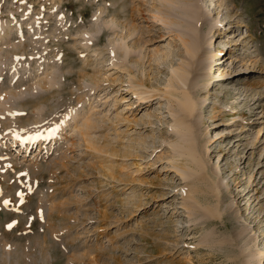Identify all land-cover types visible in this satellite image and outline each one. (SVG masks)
<instances>
[{
    "label": "rangeland",
    "instance_id": "1",
    "mask_svg": "<svg viewBox=\"0 0 264 264\" xmlns=\"http://www.w3.org/2000/svg\"><path fill=\"white\" fill-rule=\"evenodd\" d=\"M0 264H264V0H0Z\"/></svg>",
    "mask_w": 264,
    "mask_h": 264
},
{
    "label": "bare ground",
    "instance_id": "2",
    "mask_svg": "<svg viewBox=\"0 0 264 264\" xmlns=\"http://www.w3.org/2000/svg\"><path fill=\"white\" fill-rule=\"evenodd\" d=\"M200 8L203 10V11H205L206 12V6H204V5H200ZM197 17H200V18H197V19H202V16H197ZM198 28V27H197ZM196 30V29H195ZM199 30V29H198ZM200 31V30H199ZM197 34H199V33H197ZM197 34H194L195 36H194V38L192 39V43H193V50H192V52H193V54L195 55L198 51H199V49H200V47H202V45H203V43H204V34L202 35H197ZM197 35V36H196ZM196 52V53H195ZM215 60V59H214ZM214 64H219V61H214ZM210 70L212 71V65H209V73H210ZM216 74H217V70L215 71V73H213V75L211 76V81H209V88H210V86H211V83H212V81H214V84L216 85V87H215V93H214V101L219 97L218 95H217V91H218V88H219V86H220V80L221 79H218V77L216 76ZM214 111V110H213ZM213 111H210V115L209 116H207L206 118L207 119H211V120H213V119H215V113L213 112ZM167 116H166V113H164V115L163 116H161L160 118L161 119H163V118H166ZM215 141H216V139H215ZM214 142V141H213ZM39 143H40V141H39ZM226 213H228L227 211H226ZM180 220L181 221H186V220H191V215H190V212L188 211V210H182V213L180 214ZM226 226V225H225ZM238 239H244V235H243V233H241L240 235H238Z\"/></svg>",
    "mask_w": 264,
    "mask_h": 264
},
{
    "label": "snow or ice",
    "instance_id": "3",
    "mask_svg": "<svg viewBox=\"0 0 264 264\" xmlns=\"http://www.w3.org/2000/svg\"><path fill=\"white\" fill-rule=\"evenodd\" d=\"M9 227H11V225H9Z\"/></svg>",
    "mask_w": 264,
    "mask_h": 264
}]
</instances>
